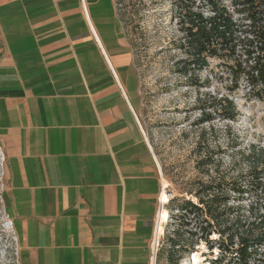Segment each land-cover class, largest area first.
Masks as SVG:
<instances>
[{
  "label": "crops",
  "instance_id": "1",
  "mask_svg": "<svg viewBox=\"0 0 264 264\" xmlns=\"http://www.w3.org/2000/svg\"><path fill=\"white\" fill-rule=\"evenodd\" d=\"M115 0H0V145L20 264H154L162 178Z\"/></svg>",
  "mask_w": 264,
  "mask_h": 264
},
{
  "label": "rangeland",
  "instance_id": "2",
  "mask_svg": "<svg viewBox=\"0 0 264 264\" xmlns=\"http://www.w3.org/2000/svg\"><path fill=\"white\" fill-rule=\"evenodd\" d=\"M173 1L115 0L118 18L132 43L142 97L139 119L158 160L161 191L170 200L191 189L194 181L205 179L196 168V162L205 154L216 161L219 172L247 187V166L240 161V154L252 144L264 146V92L259 99L244 84L232 90L227 74L216 60H211L209 68L201 73L202 87L184 86L183 78L172 70L173 62L183 57L171 45L181 35ZM221 97L234 102L238 111L234 121L222 119L216 112ZM202 113L210 114L212 119L199 123ZM6 171L0 145V264H20V244L5 201ZM230 195L231 204L244 208L254 200L250 192ZM169 200L161 204L159 198L160 230L156 229L154 243L171 223ZM192 252L197 253L198 264H207L208 259L217 256L216 250L209 256L206 245L200 242L181 264H190Z\"/></svg>",
  "mask_w": 264,
  "mask_h": 264
},
{
  "label": "trees",
  "instance_id": "3",
  "mask_svg": "<svg viewBox=\"0 0 264 264\" xmlns=\"http://www.w3.org/2000/svg\"><path fill=\"white\" fill-rule=\"evenodd\" d=\"M173 2L181 35L171 45L183 57L173 62L172 70L183 78L184 86L202 87L201 73L216 60L232 90L244 84L260 99L264 92V0ZM215 110L230 121L238 115L227 97L218 99ZM211 119L202 113L198 120ZM197 146L201 150L200 142ZM205 155L196 168L206 178L169 200L171 223L158 240L154 264H181L200 242L209 256L217 252L207 264H264V146L252 144L240 154L247 166V187L219 172L216 161ZM246 192L254 197L247 208L230 203V193Z\"/></svg>",
  "mask_w": 264,
  "mask_h": 264
},
{
  "label": "bare ground",
  "instance_id": "4",
  "mask_svg": "<svg viewBox=\"0 0 264 264\" xmlns=\"http://www.w3.org/2000/svg\"><path fill=\"white\" fill-rule=\"evenodd\" d=\"M168 200H169V199H168L167 194H166L164 191H162V193H161V195H160V202H161V204L166 203ZM159 230H160V228H159V226H158V227H157V231H159ZM156 240H157V239H155L154 248H156L157 245H158V240H157V241H156ZM189 260H190V264H198V262H199V258H198L197 253H196V252H192V253L189 255Z\"/></svg>",
  "mask_w": 264,
  "mask_h": 264
},
{
  "label": "water",
  "instance_id": "5",
  "mask_svg": "<svg viewBox=\"0 0 264 264\" xmlns=\"http://www.w3.org/2000/svg\"><path fill=\"white\" fill-rule=\"evenodd\" d=\"M156 252V251H155ZM154 255H155V253H154Z\"/></svg>",
  "mask_w": 264,
  "mask_h": 264
}]
</instances>
